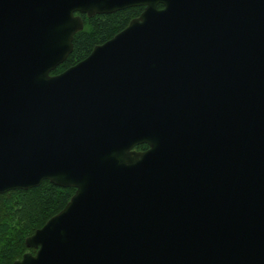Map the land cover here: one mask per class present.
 <instances>
[{
  "label": "water",
  "instance_id": "water-1",
  "mask_svg": "<svg viewBox=\"0 0 264 264\" xmlns=\"http://www.w3.org/2000/svg\"><path fill=\"white\" fill-rule=\"evenodd\" d=\"M45 181L76 192L14 264H264V0H0V196Z\"/></svg>",
  "mask_w": 264,
  "mask_h": 264
},
{
  "label": "trees",
  "instance_id": "trees-1",
  "mask_svg": "<svg viewBox=\"0 0 264 264\" xmlns=\"http://www.w3.org/2000/svg\"><path fill=\"white\" fill-rule=\"evenodd\" d=\"M143 11V7H136L109 15H95L91 18L81 15L84 29L74 37L73 52L52 75L60 74L85 60L96 46L106 43L126 29L132 20L140 17ZM147 148V145H143L137 150L144 151ZM75 192L74 188H61L45 181L37 188L11 191L1 195L0 264H14L27 252L35 254L36 250L26 247V238L32 236L48 220L60 213Z\"/></svg>",
  "mask_w": 264,
  "mask_h": 264
}]
</instances>
